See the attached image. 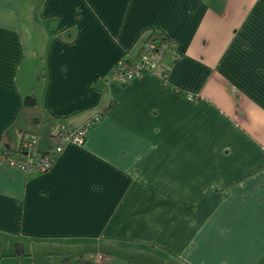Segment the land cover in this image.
I'll list each match as a JSON object with an SVG mask.
<instances>
[{
    "label": "crops",
    "instance_id": "crops-1",
    "mask_svg": "<svg viewBox=\"0 0 264 264\" xmlns=\"http://www.w3.org/2000/svg\"><path fill=\"white\" fill-rule=\"evenodd\" d=\"M152 30L167 76L113 83ZM30 95L38 153L100 120L46 173L0 160V264H264V0H0V142Z\"/></svg>",
    "mask_w": 264,
    "mask_h": 264
},
{
    "label": "built area",
    "instance_id": "built-area-1",
    "mask_svg": "<svg viewBox=\"0 0 264 264\" xmlns=\"http://www.w3.org/2000/svg\"><path fill=\"white\" fill-rule=\"evenodd\" d=\"M171 46L176 48L173 43ZM141 49L140 57L135 59L133 63L127 59H122L116 64L110 78L113 83L127 84L146 72L161 75L163 57L169 50L167 45L160 47L155 42H148L142 45ZM99 120L100 115H97L84 126L78 128L68 127L60 122L52 132L55 147L46 154H37V136L26 135L23 141V152L19 157L5 153L1 155L0 160L10 168L21 170L26 174L46 173L54 167L55 158L63 153L68 144L83 145L86 132Z\"/></svg>",
    "mask_w": 264,
    "mask_h": 264
},
{
    "label": "trees",
    "instance_id": "trees-1",
    "mask_svg": "<svg viewBox=\"0 0 264 264\" xmlns=\"http://www.w3.org/2000/svg\"><path fill=\"white\" fill-rule=\"evenodd\" d=\"M148 42H152V43L155 42L160 47L167 45L169 50L166 52V54L163 57L162 72H161V75L166 77L170 66L164 64L165 57L167 56V53H169L170 51H175L176 48L171 46L172 42L164 35L162 31L152 30L151 33L147 36V38L142 40L140 51L136 59H138L141 55L142 45ZM112 106L113 105L107 107V109H110ZM107 109H105L103 113ZM47 122H48V117L46 116L45 112L40 108L36 97L34 95L27 96L24 100V106L22 107L19 116L15 119V121L11 126H9L4 130L2 134V138L0 142V157L2 154L5 153L10 156L15 155L19 157L23 152L22 148H23L24 137L26 135H35L39 140V136L42 134V130L44 126L47 124ZM46 153L37 152V154H46ZM18 247H21V245L18 244ZM61 264H92V263L86 257H80L78 259H72L70 257H67V258H63Z\"/></svg>",
    "mask_w": 264,
    "mask_h": 264
},
{
    "label": "rangeland",
    "instance_id": "rangeland-1",
    "mask_svg": "<svg viewBox=\"0 0 264 264\" xmlns=\"http://www.w3.org/2000/svg\"><path fill=\"white\" fill-rule=\"evenodd\" d=\"M51 124L44 129L42 137L45 136L48 133V129L51 128ZM49 135V134H48ZM38 244H35L33 246H28L26 249L28 252L33 253V258H29V264L32 263V261L35 262V264H61L63 258L62 254L64 253L63 246L65 243H46V244H40L41 242H36ZM71 244V243H70ZM78 259V258H75Z\"/></svg>",
    "mask_w": 264,
    "mask_h": 264
}]
</instances>
